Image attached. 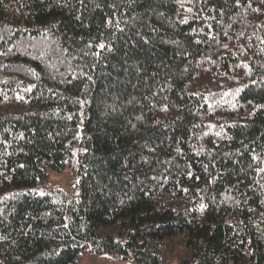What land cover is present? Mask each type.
I'll return each mask as SVG.
<instances>
[{"label": "trees", "instance_id": "1", "mask_svg": "<svg viewBox=\"0 0 264 264\" xmlns=\"http://www.w3.org/2000/svg\"><path fill=\"white\" fill-rule=\"evenodd\" d=\"M90 250L264 264L261 0H0V264Z\"/></svg>", "mask_w": 264, "mask_h": 264}, {"label": "rangeland", "instance_id": "2", "mask_svg": "<svg viewBox=\"0 0 264 264\" xmlns=\"http://www.w3.org/2000/svg\"><path fill=\"white\" fill-rule=\"evenodd\" d=\"M80 182V173L78 166H71L61 171L51 168L47 169V181L45 184L37 187L39 194H52L57 199L62 198V193L75 194ZM70 264H138L132 258H123L115 253H98L93 250L88 251L79 260ZM167 264H177L175 260Z\"/></svg>", "mask_w": 264, "mask_h": 264}, {"label": "snow or ice", "instance_id": "3", "mask_svg": "<svg viewBox=\"0 0 264 264\" xmlns=\"http://www.w3.org/2000/svg\"><path fill=\"white\" fill-rule=\"evenodd\" d=\"M261 2H262V3H264V0H261ZM99 47H100V48H104V47H105V45H103V44H100V45H99ZM202 207H204V206H202Z\"/></svg>", "mask_w": 264, "mask_h": 264}, {"label": "water", "instance_id": "4", "mask_svg": "<svg viewBox=\"0 0 264 264\" xmlns=\"http://www.w3.org/2000/svg\"><path fill=\"white\" fill-rule=\"evenodd\" d=\"M80 192V187H78L77 191H76V194H78Z\"/></svg>", "mask_w": 264, "mask_h": 264}]
</instances>
